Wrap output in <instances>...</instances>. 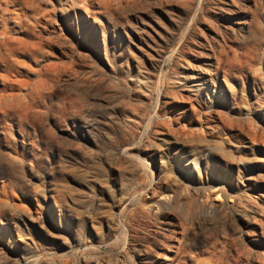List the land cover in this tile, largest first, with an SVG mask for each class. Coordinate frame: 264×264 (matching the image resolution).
Returning a JSON list of instances; mask_svg holds the SVG:
<instances>
[{
    "label": "rangeland",
    "instance_id": "1",
    "mask_svg": "<svg viewBox=\"0 0 264 264\" xmlns=\"http://www.w3.org/2000/svg\"><path fill=\"white\" fill-rule=\"evenodd\" d=\"M0 264H264V0H0Z\"/></svg>",
    "mask_w": 264,
    "mask_h": 264
},
{
    "label": "bare ground",
    "instance_id": "2",
    "mask_svg": "<svg viewBox=\"0 0 264 264\" xmlns=\"http://www.w3.org/2000/svg\"><path fill=\"white\" fill-rule=\"evenodd\" d=\"M213 59L215 60V57L213 55L207 57V59H206V66L207 67H213V61H212ZM256 135H257V133L254 134V137H256Z\"/></svg>",
    "mask_w": 264,
    "mask_h": 264
}]
</instances>
